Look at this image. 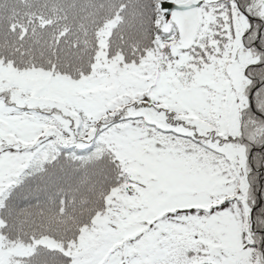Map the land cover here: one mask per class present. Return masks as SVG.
Returning a JSON list of instances; mask_svg holds the SVG:
<instances>
[{
    "label": "snow or ice",
    "instance_id": "1",
    "mask_svg": "<svg viewBox=\"0 0 264 264\" xmlns=\"http://www.w3.org/2000/svg\"><path fill=\"white\" fill-rule=\"evenodd\" d=\"M0 264H264V0H0Z\"/></svg>",
    "mask_w": 264,
    "mask_h": 264
}]
</instances>
